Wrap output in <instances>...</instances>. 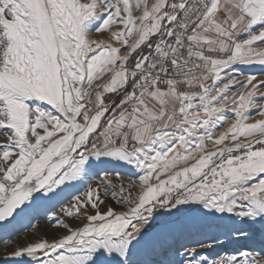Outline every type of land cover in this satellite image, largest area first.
Here are the masks:
<instances>
[{"label":"snow or ice","instance_id":"1","mask_svg":"<svg viewBox=\"0 0 264 264\" xmlns=\"http://www.w3.org/2000/svg\"><path fill=\"white\" fill-rule=\"evenodd\" d=\"M119 25L112 36L121 47L89 39ZM257 45L264 0H0V222L88 176L93 159L142 173L133 195L104 172L61 208L84 223L61 220L67 234L8 255L34 264H150L136 257L155 214L190 203L237 218V238L264 226V119L247 122L264 80L228 72L264 65ZM111 93L121 94L118 103L105 102ZM109 104L113 115L102 124ZM229 105L235 121L217 136ZM256 114L264 116V103ZM117 188L126 211L101 197L103 189L116 198ZM181 264H264V249L209 262L193 247Z\"/></svg>","mask_w":264,"mask_h":264},{"label":"rangeland","instance_id":"2","mask_svg":"<svg viewBox=\"0 0 264 264\" xmlns=\"http://www.w3.org/2000/svg\"><path fill=\"white\" fill-rule=\"evenodd\" d=\"M256 30H258V26L254 28V31ZM240 38L244 39L247 37L246 35L242 34ZM257 46H264V45H257ZM143 51L147 52V49L144 48ZM131 64L132 61L130 60L129 66H131ZM234 71H240L241 74H237L238 72H234ZM228 72L237 75L239 79H243L242 78L243 76L255 75L257 77V81L264 80V65H260L258 63H254L250 65L236 64L233 65L230 69H228ZM239 90L243 91L244 89H239ZM261 93H264V87L260 88L259 92L257 93L258 102L256 105V109H250V113L253 114L250 115V118L247 121L248 123H254L257 120L264 119V116L256 114V110L260 107L261 103H264V100L259 99ZM121 98L122 97L120 93L105 94L106 103H109V101H116L118 103ZM45 107L48 106L45 105ZM114 107L115 106L113 104H109V112L105 114L104 118H102L101 121L102 124L104 123L105 120L110 119L112 117ZM231 109H232V105H229L225 109L224 114L228 119L226 123L222 124L216 130L217 136L220 134L221 131H226V129L235 121V117L233 116ZM128 166L129 164L115 159H110V158H101L100 160L93 159L91 161V168L89 170L88 176L84 177L80 181L74 182L73 185L65 186L64 190L60 192L59 195L51 196L50 199L38 198L36 203L31 208L27 209L23 214H21L16 220L13 221L15 224L13 225L12 228H14L16 225H20V223H23V221H25V218L24 219L22 218L23 215H26V218L29 219L27 226L29 225L31 220L34 222L38 220H44L49 213L50 214L56 213L58 215H62L63 213L60 212V208H62L64 205L66 206L69 205L74 194L82 196L88 184L91 183L93 184V186L98 184L104 172H108L110 174V179H112L114 184H116L117 186L123 184V186L126 188V184H125L126 181H123L121 177L117 178L115 175L112 174L119 173L121 176L123 170L127 169ZM161 178L164 179L165 177H161ZM100 194L102 198H106V196H104L105 193L103 189H101ZM116 198L118 199L120 198L118 193V188H117ZM106 205L113 207L110 203H106ZM179 207L181 208V211L177 213L176 210H172L173 212L172 215H169L167 210L157 211V213L154 216V224L149 233L148 240L140 250L138 256L136 257L138 260L150 262V264H155V260L165 259L166 257H170L169 260L167 261V264H181V261L186 256L181 258V255H179L180 253H184L187 249H191L193 247L196 248L200 246V244H205V240L207 239L216 240L219 239V237L221 238V234H220L221 231L219 230H224L225 233L227 232L228 236H230L233 241V237H235L234 234L235 225L233 224V221L235 220L236 224H239V220L237 218L231 217L230 214L227 213L213 214L211 212H208V210L203 209L202 205L197 203H190L187 205H181ZM113 208H115L117 211L127 210L123 206L122 207L117 206ZM101 210L102 211L106 210L105 205L101 206ZM60 221L61 220L56 221L57 223L54 228L58 227L57 224ZM84 222L85 221L83 220L82 223ZM214 225L216 226V228H218L217 231H215L214 229L212 230ZM16 227H18L16 230L18 232L19 226ZM206 227H208V232L206 233V235L202 237L203 229ZM6 231L7 230H4V233H6ZM16 231L14 233H17ZM258 234L261 235V237L260 236L252 237L251 235H249L247 239L236 237V239L239 242H241L238 243V245L241 246L239 252H233L227 254L226 252H221L220 254L210 252V253H204L202 254V256L206 257L210 262L211 260H220L221 258H225L233 254L239 255L241 251H247L250 253L260 252L262 249H264V226H261V233L258 232ZM3 235L0 237H4ZM245 245H247L249 249L242 247ZM188 259H191V257H189Z\"/></svg>","mask_w":264,"mask_h":264},{"label":"bare ground","instance_id":"3","mask_svg":"<svg viewBox=\"0 0 264 264\" xmlns=\"http://www.w3.org/2000/svg\"><path fill=\"white\" fill-rule=\"evenodd\" d=\"M153 2H154V0H153ZM116 27L122 28L123 26L122 25L114 26V28L112 30H105L103 32H92V33H90L89 39H94L97 41H104L105 43L112 44L116 47H121V44L118 43L112 36V31L116 30ZM135 38H136V36L133 35L131 37V40H134ZM234 72H238L237 74H241L240 71H234ZM109 75L110 74L105 75L102 80L97 81L96 83L102 84L105 80H107L109 78ZM246 77L247 76H243L242 77L243 79H240V80H244ZM2 137H3V130H0V138H2ZM140 174H142L140 169L136 168L135 165H129L127 169L123 170L122 175L120 176L123 181H126V183H125L126 188H130L133 195H135L139 190L138 186L140 184V181H139L138 177ZM131 185H136V187H130ZM39 195L40 194H37L38 197H39ZM104 196H106V198H103V199H105L106 203H110L113 207H117V206L122 207V205L120 203H117L118 198H113L110 193L108 195H104ZM68 206L69 205H67V206L64 205L63 207H68ZM60 212H61V208H60ZM53 214H55L56 218H54ZM18 217L19 216H17L15 219H12L11 222L9 224H7L0 231V236H2L4 234L3 235L4 237H0V260L8 258V259L13 260L12 264H34V262L31 260V258H15V257H10L8 255V253H11L14 250H16L17 247H22V246L26 245L27 243L34 241V240H38L42 237L47 238L49 240H52L53 238L60 237L63 234H67L66 230L63 229L62 226H59L60 222L57 224L58 227L54 228L56 226L57 220H63L65 222L69 223L74 228L79 227L80 224H82V222H83V219L79 218V217H67L63 214L58 215L56 213H52V214L49 213L44 220H38L35 222L31 220L29 225L27 226L29 219L26 218V215H23L22 218L23 219L25 218V221H23V223H20V225H16V226H19V231L17 232L16 230L18 227H16V226L14 228H12V227L15 224L13 221L16 220ZM54 223H55V225H54ZM213 229L215 231H217L218 228H216V226L214 225L212 230ZM4 230H7L6 233H4ZM247 230L249 231V233L252 237H254V236L255 237L256 236L261 237V235L258 234V232L261 233V225L260 224H256V225H254L253 228H250ZM15 231L17 233H14ZM24 231H26V232H24ZM219 231H221V233H220L221 238L219 237V239H216V240H212V239L205 240L204 239L205 245L211 244L212 247H203V248H201L200 246L196 247L201 255L204 253H210V252H214L216 254H220L221 252H226V254H227V253H233V252H239L240 251L239 249L241 246H239L238 243H241V242H239L236 239V236L233 237V241H232L231 237L228 236L227 232L225 233L224 230H219ZM207 232H208V227L203 229L202 237L204 235H206ZM1 238H3V239H1ZM242 247L249 249V247L247 245L242 246ZM232 250H234V251H232ZM174 251H175V249H174ZM253 254H255V253H253ZM179 255H181V258L185 257L186 251L184 253H180ZM169 258L170 257H166L165 259L155 260V264H161V262H164V264H167V261L169 260Z\"/></svg>","mask_w":264,"mask_h":264},{"label":"water","instance_id":"4","mask_svg":"<svg viewBox=\"0 0 264 264\" xmlns=\"http://www.w3.org/2000/svg\"><path fill=\"white\" fill-rule=\"evenodd\" d=\"M7 224H9V222H0V231L7 225ZM13 260H11V259H8V258H6V259H3V260H0V264H12L13 262H12Z\"/></svg>","mask_w":264,"mask_h":264},{"label":"built area","instance_id":"5","mask_svg":"<svg viewBox=\"0 0 264 264\" xmlns=\"http://www.w3.org/2000/svg\"><path fill=\"white\" fill-rule=\"evenodd\" d=\"M148 51V50H147Z\"/></svg>","mask_w":264,"mask_h":264}]
</instances>
